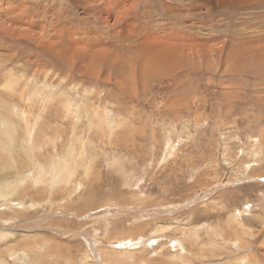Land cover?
I'll list each match as a JSON object with an SVG mask.
<instances>
[{
	"label": "rangeland",
	"instance_id": "374dc122",
	"mask_svg": "<svg viewBox=\"0 0 264 264\" xmlns=\"http://www.w3.org/2000/svg\"><path fill=\"white\" fill-rule=\"evenodd\" d=\"M0 264H264V0H0Z\"/></svg>",
	"mask_w": 264,
	"mask_h": 264
},
{
	"label": "bare ground",
	"instance_id": "6f19581e",
	"mask_svg": "<svg viewBox=\"0 0 264 264\" xmlns=\"http://www.w3.org/2000/svg\"><path fill=\"white\" fill-rule=\"evenodd\" d=\"M88 120V119H87ZM7 128V127H6ZM4 132H6V131H4ZM5 134H7V133H5ZM31 151V150H30ZM60 170L62 171L63 170V166L60 168Z\"/></svg>",
	"mask_w": 264,
	"mask_h": 264
}]
</instances>
